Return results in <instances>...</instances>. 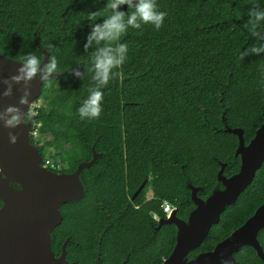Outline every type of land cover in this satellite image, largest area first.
<instances>
[{"label":"trees","instance_id":"obj_1","mask_svg":"<svg viewBox=\"0 0 264 264\" xmlns=\"http://www.w3.org/2000/svg\"><path fill=\"white\" fill-rule=\"evenodd\" d=\"M155 2L157 10L166 12L161 28L128 27L113 42L127 44L125 62L99 89V117L82 119L78 109L97 87L92 60L98 46L85 49V44L92 23L112 15L107 0H0L3 54L21 61L34 54L42 62L39 39L50 59L55 57L57 73H65L61 81L49 79L43 86L40 99L50 104L39 108L36 119L42 123L43 150L60 151V160L72 170L92 160L94 151L102 154L82 172L86 195L79 205L86 211L78 216L90 211L104 220L109 215L121 224L110 236L119 243L138 238L143 215L149 264L172 254L177 235L170 225L156 230L153 213L165 216L166 200L184 213L193 205L188 182L203 186V196L210 194L220 162L228 163L229 175L240 171L239 137L225 131L226 125L243 128L249 143L264 124V54L240 58L245 48L258 43L248 38L247 13L257 5L264 10V0ZM132 11H124L125 20ZM258 30L264 31V21ZM146 178L140 197L152 188L155 198L143 210L128 208L126 193L135 192ZM247 189L196 252L213 250L264 203V166ZM60 230L55 239L61 243L65 237ZM260 239L264 245V231ZM256 258L252 247L237 254L239 264H264Z\"/></svg>","mask_w":264,"mask_h":264},{"label":"water","instance_id":"obj_2","mask_svg":"<svg viewBox=\"0 0 264 264\" xmlns=\"http://www.w3.org/2000/svg\"><path fill=\"white\" fill-rule=\"evenodd\" d=\"M128 5H123L126 11ZM39 29L36 32V36ZM41 62L46 64L51 53L44 49ZM21 60L6 57L0 48V112L8 105L19 104V99L27 89H31L29 103L20 105L24 112H31L32 117L26 124L16 129L5 128L0 121V264H61L65 263V252L57 257L53 247V232L63 221L61 206L70 201L80 200L86 195V187L81 175L84 169L91 168L101 157L94 151L91 161L82 162L73 173L51 171L42 164L43 154L39 145L33 144L31 135L39 112L35 103L43 94V86L49 79H63L61 73H53L45 81L34 79L29 84L21 81L12 82L11 77L17 75ZM9 81L13 94L2 95ZM63 83H66L63 80ZM225 131L239 137L236 156H241L242 165L238 173L227 176V164H222L216 185L207 199L201 198L200 188L188 182L192 189L194 207L188 212L187 219L178 217L174 210L166 219L160 221V228L165 224L175 225L178 229L177 242L172 254L163 264H221V258L229 259L237 264L236 254L245 247L258 250L264 259V250L260 242V234L264 229V203L257 209L245 224L231 235L219 242L213 250L199 254L195 252L202 247L211 234L214 225L221 222L222 214L228 207L235 205L240 196L246 192L256 180L259 170L264 165V124L257 130L255 137L247 144L245 130L225 126ZM9 131L18 134L17 143L9 142ZM40 141V138L38 137ZM7 179H4V174ZM9 180L19 181L24 185L23 191L10 186ZM144 182L138 193L147 185ZM187 259V261L185 260Z\"/></svg>","mask_w":264,"mask_h":264},{"label":"clouds","instance_id":"obj_3","mask_svg":"<svg viewBox=\"0 0 264 264\" xmlns=\"http://www.w3.org/2000/svg\"><path fill=\"white\" fill-rule=\"evenodd\" d=\"M125 4L128 5V9H134L127 16V20H125L124 10H122V6ZM106 7L112 10V15L105 17L100 23H92V30L85 44V49L92 47L93 43L98 46L92 60L94 71L93 80L96 82L97 87L90 90L87 99L83 101L81 107L78 109L82 119L99 117L102 100V92L99 89L106 86L110 79L116 75L113 69L119 68L125 62L128 50L127 44L117 43L113 46V42L118 41L128 27L139 29L142 24H151L159 30L166 16V12L157 10L155 0H107ZM247 15L249 17L247 26L248 38L258 43L250 48H245L240 54L241 59H244L250 54L257 56L264 54V31L258 30V25L261 21H264V10H261L258 5L253 6L249 9ZM93 18L94 16L89 17V19ZM101 42H103L104 46H100ZM262 70H264V66H262ZM57 71L55 57L49 59L46 64H42L36 55L28 54L21 62V66L17 70L18 74L12 76L10 79L17 84L21 81L29 84L37 78L41 81L48 80ZM77 75L81 74L77 73ZM5 83L8 84V87L4 89L2 95L9 97L13 94V89L9 81L6 80ZM31 94V89H27L25 94L20 97L18 105H8L0 112V121L3 122L5 128L16 129L22 123L26 124L32 117L31 112H24L20 107V105L29 103L28 97ZM37 111L39 112V109ZM8 135L10 143H17L19 139L17 133L9 131ZM4 179H7L6 173L4 174ZM9 184L17 191H23L24 189V185L19 181L9 180ZM185 260L187 261V259ZM221 264H231V261L221 258Z\"/></svg>","mask_w":264,"mask_h":264},{"label":"flooded vegetation","instance_id":"obj_4","mask_svg":"<svg viewBox=\"0 0 264 264\" xmlns=\"http://www.w3.org/2000/svg\"><path fill=\"white\" fill-rule=\"evenodd\" d=\"M39 100L40 99H38L36 101V103ZM34 123H37V121L35 120ZM31 141L33 144L39 145V148L43 154V159H44L45 158L44 151H46V150H43L44 141H41V140L39 141L38 137H35L33 134L31 135ZM251 141H252V139H251ZM246 143L249 144L247 141H246ZM52 150L55 153L57 151L54 147L52 148ZM48 151H49V149H48ZM56 155L58 157H60L62 154L60 152V153H56ZM237 157L241 158V156H237ZM224 163H226L228 166L227 162H220L221 168H222V164H224ZM241 165H242V158H241ZM227 166H226V169H227ZM76 169L72 170L71 166L66 162V163H63L62 170L57 171V172L58 173H73L76 171ZM226 169H225V175L232 176V175L236 174V173H234V174L229 175L226 173ZM240 169H241V167H240ZM220 170H219V172H220ZM148 180H150V178H146V180H144V182H146ZM148 182H147V184H148ZM218 184H219V181H217L216 185H218ZM216 185H214V186L216 187ZM141 186H142V184H141ZM194 186L200 188L198 195L203 199H207L210 196V194L212 193L211 192L210 194L203 196L202 192L204 191V187L198 186V185H194ZM140 187L135 192H133L132 194L126 193V198L129 199V203H126V204L129 205L128 208H130V209L133 208L135 211L143 210L146 207V203L155 198V192L152 188L149 189V190L152 189L153 193H154V196L151 199L148 198L149 190L147 191L146 195L140 197V194L146 188L145 187L140 193H138V190L140 189ZM190 190H191V197H192V189L190 188ZM83 198L80 200L70 201V202L64 203L61 206L62 213H63V221L54 230L53 238H52V247H53V250H54L56 256L60 258V257H62L63 253L65 252L66 262L61 263V264H149L148 258H147V246H148L147 230H148V228H147V222H145L143 215H141L142 222L139 223V225H138V229H139L138 238L120 240L119 243H113L112 237H110V236H113L115 231L120 230L121 224L115 223L114 221H110V219L112 220V218L109 215H108L109 217L108 216L104 217L105 221L100 220L96 214L94 216H92V213L90 211L87 212L86 214H84V217L83 216L79 217L78 216L79 212L86 211V209H83V208L80 209L81 207L79 205V202H81L83 200ZM112 204H113V202H112ZM194 205L195 204L193 201V205L187 207L186 211L183 213L182 209L180 208L179 205L173 204L172 212L175 210L179 218L186 220L189 210L191 208H193ZM171 213H166L165 216H160L157 213H153L155 216V219L157 220V223H158V225L156 226V230H161L164 226L170 225V226H174L177 230V233H178V229L175 225L165 224V225L161 226V228H160V221L162 219L168 218V216ZM76 215H77V217H76ZM60 227H61L60 234L65 237L63 242H61V243L55 239V234L58 233V229ZM263 231H264V229L262 230V232ZM73 232H75V236H74ZM176 242H177V235H176ZM260 242H261V244L263 246V250H264V245H263L261 239H260ZM247 247H251V246H247ZM252 248L255 252V258L257 257L256 258L257 263H260L261 261L264 262V259L259 254L258 250L254 247H252ZM159 249H160V247L157 246L156 252H158ZM242 251H240V252H242ZM201 252H204V251H198L195 253L199 254ZM237 254H236V259H237ZM165 259H167V258H165ZM164 260L161 263L160 262H153L151 264H163ZM237 262H238V259H237ZM237 264H239V262Z\"/></svg>","mask_w":264,"mask_h":264},{"label":"built area","instance_id":"obj_5","mask_svg":"<svg viewBox=\"0 0 264 264\" xmlns=\"http://www.w3.org/2000/svg\"><path fill=\"white\" fill-rule=\"evenodd\" d=\"M41 126H42V123L37 122V125L34 128L33 133H32L35 137H38L41 134L40 132ZM43 165L46 166L51 171H61L63 168V163L61 162L60 158L56 154L47 155V157L43 159ZM163 208L166 213H171L173 210V204L171 202L166 201Z\"/></svg>","mask_w":264,"mask_h":264},{"label":"rangeland","instance_id":"obj_6","mask_svg":"<svg viewBox=\"0 0 264 264\" xmlns=\"http://www.w3.org/2000/svg\"><path fill=\"white\" fill-rule=\"evenodd\" d=\"M35 107H36V110L39 109V108H43V107H45V108H50V104H49V102L46 101L45 99H40V100L35 104ZM36 125H37V123H36ZM36 125H35V127H36ZM35 127H34V128H35ZM38 137L40 138L41 141H44V139H45V138H43V135H42V134H40ZM47 151H48V149H46V151H44L45 156H46V155H55L56 153H60L59 151H56V153H55V152L52 150V148L49 149L48 152H47ZM153 196H154V193H153V190L151 189V190H149L148 198L151 199Z\"/></svg>","mask_w":264,"mask_h":264}]
</instances>
